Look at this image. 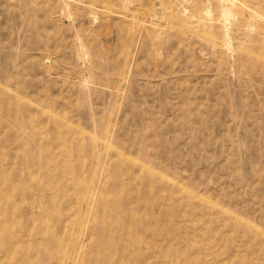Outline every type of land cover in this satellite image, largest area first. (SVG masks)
<instances>
[{
  "label": "rangeland",
  "instance_id": "obj_1",
  "mask_svg": "<svg viewBox=\"0 0 264 264\" xmlns=\"http://www.w3.org/2000/svg\"><path fill=\"white\" fill-rule=\"evenodd\" d=\"M0 264H264V0H0Z\"/></svg>",
  "mask_w": 264,
  "mask_h": 264
}]
</instances>
